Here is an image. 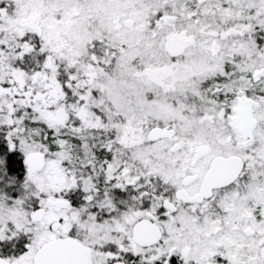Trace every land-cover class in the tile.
<instances>
[{
  "label": "snow or ice",
  "instance_id": "1",
  "mask_svg": "<svg viewBox=\"0 0 264 264\" xmlns=\"http://www.w3.org/2000/svg\"><path fill=\"white\" fill-rule=\"evenodd\" d=\"M0 264H264V0H0Z\"/></svg>",
  "mask_w": 264,
  "mask_h": 264
}]
</instances>
